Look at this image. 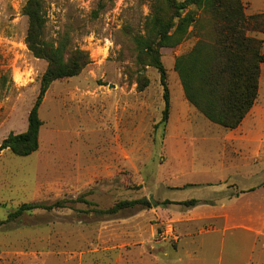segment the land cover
Returning a JSON list of instances; mask_svg holds the SVG:
<instances>
[{
  "label": "rangeland",
  "instance_id": "1",
  "mask_svg": "<svg viewBox=\"0 0 264 264\" xmlns=\"http://www.w3.org/2000/svg\"><path fill=\"white\" fill-rule=\"evenodd\" d=\"M26 1L0 0V143L26 130L47 67L24 43ZM240 1L245 15L264 13V0ZM44 10V40L66 34L89 62L44 93L37 151L27 157L0 152V264H190L196 245L186 235L197 229L177 219L186 207L162 203L218 189L214 171L227 162L220 157L224 129L185 101L173 70L194 39L160 50L169 91L164 121L159 74L138 63L126 35L142 32L149 0H45ZM255 38L264 51V35ZM246 163L260 177L238 182L254 187L264 178V160ZM225 174L229 189L235 172ZM196 183L202 185H190ZM78 198L90 206L8 219L22 204ZM142 198L150 209L124 210L110 220L91 214Z\"/></svg>",
  "mask_w": 264,
  "mask_h": 264
},
{
  "label": "trees",
  "instance_id": "2",
  "mask_svg": "<svg viewBox=\"0 0 264 264\" xmlns=\"http://www.w3.org/2000/svg\"><path fill=\"white\" fill-rule=\"evenodd\" d=\"M44 2L27 0L21 11L27 20L26 48L33 57L44 60L47 67L40 79L38 96L28 113L26 130L19 134L10 133L0 143V152L8 150L17 157H27L38 149L41 127L38 108L49 85L77 76L89 62L86 52L70 47L66 34L54 42L44 40ZM256 34L264 35V13L245 15L240 0H149V14L144 19L142 32H126L138 63L154 68L159 74L164 121L169 112V91L160 50L173 49L188 39H194L190 50L175 58L173 70L185 101L207 121L226 130L237 128L257 99L264 51L263 42L250 36ZM75 203L90 206L79 198L59 200L49 205L27 203L10 213L8 219L16 220L34 211L71 209L68 204ZM170 204L191 208L198 202L162 203ZM135 207L151 208L150 203L142 198L119 202L106 210L91 209V214L97 220H110Z\"/></svg>",
  "mask_w": 264,
  "mask_h": 264
},
{
  "label": "crops",
  "instance_id": "3",
  "mask_svg": "<svg viewBox=\"0 0 264 264\" xmlns=\"http://www.w3.org/2000/svg\"><path fill=\"white\" fill-rule=\"evenodd\" d=\"M262 78L263 65H260L258 94L254 105L237 128L224 129L219 139L220 157L224 155L223 159H227L214 171L217 174L215 181L220 187L198 190L199 196L185 201L164 200L170 203L198 202L195 207L186 208V215L177 218L182 224L197 229L195 234L186 235L196 245V251L192 252L195 254H190V264H264V178L256 186L248 188L241 187L238 182L260 177L259 172L248 169L246 161L264 160ZM236 159L244 162H235ZM230 164L233 166L230 167ZM227 170L235 172L230 190L225 182L229 179L225 174ZM207 173L208 170L199 171L198 174L203 176ZM190 185L200 187L202 184Z\"/></svg>",
  "mask_w": 264,
  "mask_h": 264
},
{
  "label": "water",
  "instance_id": "4",
  "mask_svg": "<svg viewBox=\"0 0 264 264\" xmlns=\"http://www.w3.org/2000/svg\"><path fill=\"white\" fill-rule=\"evenodd\" d=\"M152 205V204H151Z\"/></svg>",
  "mask_w": 264,
  "mask_h": 264
}]
</instances>
